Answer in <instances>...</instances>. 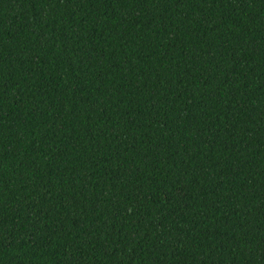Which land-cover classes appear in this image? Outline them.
Listing matches in <instances>:
<instances>
[{
    "label": "trees",
    "instance_id": "1",
    "mask_svg": "<svg viewBox=\"0 0 264 264\" xmlns=\"http://www.w3.org/2000/svg\"><path fill=\"white\" fill-rule=\"evenodd\" d=\"M0 264H264V0H0Z\"/></svg>",
    "mask_w": 264,
    "mask_h": 264
}]
</instances>
